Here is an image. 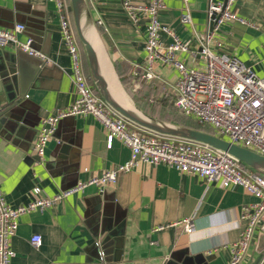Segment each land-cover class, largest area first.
<instances>
[{
  "label": "crops",
  "instance_id": "0c3cea01",
  "mask_svg": "<svg viewBox=\"0 0 264 264\" xmlns=\"http://www.w3.org/2000/svg\"><path fill=\"white\" fill-rule=\"evenodd\" d=\"M86 1L106 53L104 63L121 89L146 114L196 129L195 119L183 116L178 108L190 125L180 123L177 116L159 114L175 106L179 75L175 69L155 64L157 79L151 82L133 76L136 66H146L147 19L139 16L137 23L130 22L122 0ZM224 1L164 0L158 19L195 52L196 36L207 29L208 5ZM132 2L148 5L150 0ZM231 10L247 24H224L214 38L221 48L213 45L211 50L236 58L264 78V0H236ZM186 12L191 21L184 25L181 17ZM15 25L25 29L19 39H31L33 49L48 61L11 47L0 50V111L8 112L0 120V187L8 204L19 208L36 197L53 198L114 169L129 159L130 152L118 140L109 147L103 127L93 118L70 117L59 122L44 156L36 155L34 144L41 123L70 107L76 90L54 4L0 0V29ZM161 41L169 43L165 37ZM178 57L187 68L205 69L198 55ZM11 60L14 67L9 65ZM34 189L39 190L37 196ZM256 203L239 187L206 183L162 165H140L119 174L116 183L102 192L89 187L42 212L21 216L9 244L12 264H229L230 250L246 227L244 210L250 211ZM186 219L193 224L191 234L184 231ZM158 228L162 230L155 231ZM36 235L42 239L39 248L30 243ZM263 256L264 223L256 227L240 264H258Z\"/></svg>",
  "mask_w": 264,
  "mask_h": 264
},
{
  "label": "built area",
  "instance_id": "2783aa9c",
  "mask_svg": "<svg viewBox=\"0 0 264 264\" xmlns=\"http://www.w3.org/2000/svg\"><path fill=\"white\" fill-rule=\"evenodd\" d=\"M54 4L59 30L64 48L71 61L72 82L76 99L65 110L45 119L38 130L34 152L39 158L45 154L48 142L54 137L59 122L70 117H91L104 129L107 144L120 141L130 152L129 159L87 182L62 192L53 198H38L26 206L11 207L3 196L0 187V264H12L14 253L10 250V240L15 236L21 216L36 211L42 212L63 199L81 194L89 187L103 188L114 185L122 173H129L140 165L166 166L182 174L198 176L206 183H216L221 187H239L257 200L248 211L244 210L246 227L240 241L230 250L229 264H240L247 253L257 226L264 223V178L244 167L232 157L206 146L162 137L142 130L118 115L97 94L89 82L83 67L82 48L74 30L69 0H49ZM191 0H184L185 3ZM236 0L223 3H210L206 10L207 29L196 36L198 50L189 51V43L182 42L170 29L163 27L158 14L164 7V0H150L148 5H135L132 0H122V9L130 22L137 23L139 16L147 19L145 26L144 50L146 66L134 68L133 76L151 82L157 79L155 64L175 69L178 72L174 86L175 106L187 117L195 119L200 125L209 126L215 135L237 146H241L264 156V78L258 77L239 60L224 54H214L211 50L215 36L226 23L247 24L232 12ZM186 12L181 23H190ZM24 26L15 25L11 29H0V50L11 47L16 51L48 61L32 47V40L21 41L19 36ZM165 37L169 43L164 44ZM198 55L205 61L204 71L187 68L179 54ZM39 194L38 189L33 195ZM184 231L194 230L190 219L182 222ZM158 228L155 231H160ZM30 243L34 248L42 244L40 236H33ZM258 264H264V256Z\"/></svg>",
  "mask_w": 264,
  "mask_h": 264
},
{
  "label": "water",
  "instance_id": "95a60500",
  "mask_svg": "<svg viewBox=\"0 0 264 264\" xmlns=\"http://www.w3.org/2000/svg\"><path fill=\"white\" fill-rule=\"evenodd\" d=\"M69 3L74 30L84 53L90 83L99 97L118 115L132 125L147 132L162 137L200 144L224 153L264 178V156L232 144L216 135L166 122L146 114L132 101L125 91L121 89L119 81L112 71L114 81H116L117 86L122 90L120 93L115 92L104 70L103 59L106 58V53L102 46L96 23L91 16L87 1L69 0ZM16 59L18 61L17 63L20 64L22 60L21 57L18 56ZM11 63L12 64L9 65L14 67V60H11ZM7 113L8 112L0 111V120ZM1 127L0 124V129Z\"/></svg>",
  "mask_w": 264,
  "mask_h": 264
},
{
  "label": "rangeland",
  "instance_id": "374dc122",
  "mask_svg": "<svg viewBox=\"0 0 264 264\" xmlns=\"http://www.w3.org/2000/svg\"><path fill=\"white\" fill-rule=\"evenodd\" d=\"M82 53H83V51H82ZM83 58H85V57H84V53H83ZM86 66H87V65H86ZM85 74H86V76H87L88 79H89L88 70H87V73H86V71H85ZM151 103L154 104V100H152ZM154 105H155V104H154ZM154 105H153V106H154ZM174 105H175V104H174ZM173 107H174V109H173V108H172V109H171V108H167L168 110H164V111H162V112H159V111H158V112H159L160 115H169V114H171V115H173V116H177V117L179 116V117H180V118H179V119H180L179 121H180L181 123H184V124H185V123H186V117H183L184 115L182 116V114L179 115V112H178L179 109L177 110V107H176V108H175V106H173Z\"/></svg>",
  "mask_w": 264,
  "mask_h": 264
},
{
  "label": "trees",
  "instance_id": "16d2710c",
  "mask_svg": "<svg viewBox=\"0 0 264 264\" xmlns=\"http://www.w3.org/2000/svg\"><path fill=\"white\" fill-rule=\"evenodd\" d=\"M84 61H85V58H84ZM86 62V61H85ZM85 70L84 71H86V73H87V66H86V63H85ZM88 78V77H87ZM123 79V78H122ZM89 80V79H88ZM89 82H90V80H89ZM171 107L170 108H172L173 106L172 105H170ZM176 108V107H175ZM179 115H181V113L179 112ZM180 117L178 116V121L180 120L179 119ZM187 119H189V118H187ZM187 119H186V123L184 124V123H182V124H184V125H190L188 122H187ZM181 123V122H180ZM195 126V128L197 129V130H200V131H203V132H206V133H209V134H213V135H215V132L209 127V126H207V125H200V124H196V125H194Z\"/></svg>",
  "mask_w": 264,
  "mask_h": 264
},
{
  "label": "bare ground",
  "instance_id": "6f19581e",
  "mask_svg": "<svg viewBox=\"0 0 264 264\" xmlns=\"http://www.w3.org/2000/svg\"><path fill=\"white\" fill-rule=\"evenodd\" d=\"M104 62L106 63V61L103 59V63H104ZM105 63H104V70H105L106 75H107L108 78H109V81H110V83H111V86H112V88L115 90V92L120 93L122 90L120 89L119 86H117L116 81H114V79H113L112 76H111V72H110V70H109V67H107ZM120 95H121V94H120ZM121 96H122V95H121ZM125 100H126V99H125Z\"/></svg>",
  "mask_w": 264,
  "mask_h": 264
}]
</instances>
